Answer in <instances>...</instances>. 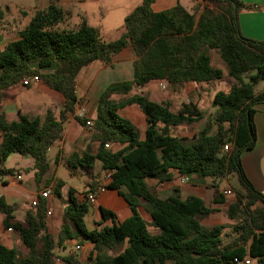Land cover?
<instances>
[{
	"label": "trees",
	"instance_id": "trees-1",
	"mask_svg": "<svg viewBox=\"0 0 264 264\" xmlns=\"http://www.w3.org/2000/svg\"><path fill=\"white\" fill-rule=\"evenodd\" d=\"M57 1L49 0L45 8L35 10L17 38L0 46V93L24 77L37 75L65 99L57 117L50 110L43 119L19 114L17 121L6 122L0 116V178L13 175L3 164L11 153L31 155L38 178L47 171V150L61 139L63 122L73 116L78 102L75 78L79 70L93 61L110 64L130 44L135 52L132 79L110 83L97 100L91 120L96 151L72 154L66 164L73 169L92 167L98 161L102 170H111L107 186L119 191L131 214L117 222L113 212L100 207L102 219H110L111 224L88 229L84 217L89 205L78 201L68 187L62 224L52 235L43 200L25 212L23 221H12L11 206L0 197L3 226L13 230L28 249L22 257L0 242V264H56V249L71 239L87 240L91 251L84 262L72 253L60 256L62 264H234V258L264 264V195L241 166V154L256 143L254 106L264 102V91L254 92V86L264 81V41L241 34L238 11L243 5L238 0H203L202 10L199 5L187 10L177 3L153 11L154 0H142L124 17L122 34L105 41L84 20L66 25V12ZM211 50L217 51L231 84L226 92L216 91L212 97L217 108L211 118L215 131L206 126L192 137H177L172 128L202 118L198 105L183 102L173 111L169 103L156 102L138 90L151 80H164L172 87L187 82L215 85L224 72L211 63ZM116 95L124 98L116 100ZM132 104L146 117L143 139L133 122L119 112ZM75 118L86 125L84 116ZM115 144L120 146L117 150L111 148ZM225 144L230 147L226 152ZM174 172L210 178L211 205L206 207L197 196L181 199L177 192L160 198L145 183L146 178L168 181ZM230 176H235L238 186L231 189L235 199L223 214L235 222L234 236L224 240L226 225H204L200 218L219 211L224 197L218 183ZM63 185L57 180L52 193L59 197ZM140 205L150 216L149 223L140 215ZM124 244L121 251L112 253Z\"/></svg>",
	"mask_w": 264,
	"mask_h": 264
},
{
	"label": "crops",
	"instance_id": "crops-1",
	"mask_svg": "<svg viewBox=\"0 0 264 264\" xmlns=\"http://www.w3.org/2000/svg\"><path fill=\"white\" fill-rule=\"evenodd\" d=\"M86 1H96L98 2V6L101 2L100 0H58L56 4L58 6L61 4L75 5ZM140 1L142 0H121L119 4L111 2L106 8L107 11L118 9H122V11L121 13H117L118 20L110 26V29L118 31L121 25L123 26L124 17L135 6L139 5L141 3ZM238 1L243 5L238 11V22L241 34L246 38L264 41V0ZM177 3L182 5L185 9L190 10L187 8L188 5L194 4L193 6L196 7L201 4V0H154L151 4V8L153 11H162L175 6ZM194 7H191V9ZM80 13L77 12L75 15L77 18L75 25L82 20L87 22L85 12L80 11ZM72 16H74L73 13ZM95 28L100 31L102 38L105 41H112L111 39L107 40L105 38V35L108 32L103 25ZM15 38H17V36ZM115 39L117 38H114V40ZM215 53H217L216 50H211L210 52L211 63L214 66L218 65L216 67L222 69L224 75L222 79L213 86L187 82L183 83L181 86L176 85L175 87H172L163 80L166 87L165 89H160V80H151L138 90V93L146 94L150 99L156 102L169 103L170 108L173 111L177 110L183 102L191 101L198 105L202 113V118L197 122L182 124L172 128V134L177 137H192L196 132L206 126L209 127L211 133L215 131V125L200 107L202 106L204 99L207 97L211 103L210 106L212 110H210L209 113L213 112L215 114L217 108L211 102L214 93L216 91L226 92L231 86L228 80L226 67H223V62L219 57L216 64L213 62L212 54L214 56ZM134 58L135 52L129 44L114 55L110 64L104 65L99 61H93L79 70L75 78V93L78 102L75 105L74 114L73 116H67L65 118L61 139L53 142L48 148V169L41 177L38 178L35 174V160L31 155L11 153L5 159L3 163L4 167L12 169L13 175H7L0 178V197L6 204L11 206L13 216L12 221H23L25 212L28 209H32L29 204L30 201L38 196L42 189L49 188L51 196L48 199L41 200L44 201L46 212H49V214H45L47 229L52 235H56L61 227L62 214L67 205L68 187L74 189V195L78 201H85L89 205L88 213L84 217V222L88 229L111 224L110 219H102L99 211L100 207L113 212L115 215V221L117 222H121L130 216L131 211L129 205L123 196L120 195L117 189L109 188L107 186L108 183L103 177L105 170L101 169L100 162L95 161L92 167L78 166L69 169L66 161L72 154H81L84 152L94 153L96 151L98 142L92 139V129L89 130L85 125L80 124L75 116H84L87 121L91 122L95 117L97 100L103 89L112 82L132 79V62ZM33 85L35 88H32ZM25 89H31L28 95H23ZM165 90H168L169 93L163 94L162 91ZM260 91H264V84H262L258 90H255L254 86L255 93ZM29 96H35V99L27 98ZM122 98H124L122 95L115 96L116 100ZM64 101V96L60 92L51 89L42 81L38 83L30 82L26 86L17 83L1 91L0 116H3V119L6 122L17 121L19 114H24L29 117L38 116L43 119L46 112L50 110L53 115L57 117L60 110L63 109ZM254 109L253 121L256 131V143L252 149L244 151L241 154V166L252 185L264 195V102L256 104ZM119 112L122 116L133 122L137 128L139 139H143L147 122L146 117L141 110L136 105L132 104L125 106ZM203 119H205V123L201 129H198L195 126V123H198ZM138 127H140L141 132H139ZM189 127H192V129H189ZM1 139L2 135L0 133V142ZM119 147V145L115 144L112 145L111 148L117 150ZM62 169H66V173L64 174L68 175L69 179L78 178L77 181L79 184H70L66 182L64 178H61L59 173ZM57 180L62 181L64 184L61 187V194L59 197L52 193V187ZM211 182L210 178H202L197 173L180 175L178 172H174L172 178L168 181H159L155 178L145 179L148 188L160 198L173 196L177 192L181 199L191 195L199 197L202 199L206 207L211 205L214 193V187L211 185ZM100 184L106 185L105 190L101 193H96L92 203L87 202L85 200V195L94 191L95 187ZM235 187L237 186L231 184L229 179L218 183V190L223 194L224 203L219 205V211L213 214L220 218L213 217L210 222L203 221V218H200L202 224L231 225L235 223L233 220H228L223 214L228 203L235 199L234 195H225L223 191L226 188L233 189ZM121 191L126 192V189L122 187ZM138 209L143 219L149 223L150 216L146 213L143 205H140ZM208 216H211V214ZM3 219L4 215L0 212V242L7 248L15 249L18 254L19 252L16 248L18 247L19 249L21 246H24L28 253L27 247L22 243L17 234L13 230L8 231L3 226ZM218 219H220V221H217ZM148 227L153 229L150 225ZM227 228L228 225H226L224 230ZM233 236L234 233L232 231L228 240ZM78 241L81 244H78ZM75 246H78V249H75ZM124 246L125 244L122 245L119 251H121ZM91 247V243L87 240L71 239L66 240L64 248L58 250L64 254H73L76 251L81 250L83 251L82 255L85 256L86 253H89ZM58 261H61V259L59 258ZM252 262L253 261H251L250 264ZM60 263H62V261Z\"/></svg>",
	"mask_w": 264,
	"mask_h": 264
},
{
	"label": "rangeland",
	"instance_id": "rangeland-1",
	"mask_svg": "<svg viewBox=\"0 0 264 264\" xmlns=\"http://www.w3.org/2000/svg\"><path fill=\"white\" fill-rule=\"evenodd\" d=\"M100 5L98 6V2L96 1H86L82 3H77L75 5H60V8L66 12V20L65 23L66 25L69 26H74L77 18H76V13L80 11H84L87 17V22L88 24L92 26H100L103 25L106 28V33L105 38L107 40H114V38H118L120 34L124 31V27L121 25L120 29L117 30H112L110 29V26H112L117 19V13H121L122 9L114 10V11H107L106 8L107 6L111 3L114 2V4H119L121 0H100ZM49 0H0V46L4 45L6 42L14 39L18 34V30L23 27L24 24L28 21V17L34 13L36 9H42L45 8L48 4ZM139 2V1H137ZM141 2V1H140ZM194 5V4H193ZM193 5H188L187 8L191 9V7H194ZM204 2L201 0V4L199 5L201 7V10L203 8ZM129 6V5H127ZM191 6V7H190ZM72 13L74 16H72ZM82 14V13H80ZM102 15V16H101ZM117 31V33H116ZM218 54L215 53L214 56L212 54L213 62L216 64L217 59H218ZM223 65V64H222ZM218 66V65H216ZM223 67H225L223 65ZM264 84V81H259L255 85V90ZM32 88H35L33 85ZM31 89L27 90L25 89L23 91V95H28ZM163 94L169 93L168 90L162 91ZM27 98L35 99V96H29ZM211 103L209 102V99L206 97L203 101L202 106L200 107L202 110H204L205 114L208 115V117L211 119V115H213V112L209 111L211 110ZM212 111V110H211ZM209 113V114H208ZM213 113V114H212ZM208 118V119H209ZM205 123V119L202 121L195 123V126L199 129L203 127V124ZM139 132H141L140 127ZM189 129H192V127ZM66 169H62L59 173V176L61 178H64V180L70 184H79L77 181L78 178H72L69 179L68 175H65ZM229 181L231 184L238 186L237 181L235 176H230ZM224 213V212H223ZM217 217L220 218L219 216H216L215 214H211V216H204L203 221H209L213 218ZM225 217V215H224ZM94 221V220H93ZM217 221H220L218 219ZM228 225V228L223 231V238L224 240H227L229 238V235L231 234L232 230V224H226ZM79 240V239H78ZM78 244H81L79 241L77 242ZM122 247V246H121ZM115 249L112 251L113 254L117 253L120 248ZM21 254L20 256L24 257L27 254V250L25 249L24 246H21V248L18 249L16 248ZM91 251V250H90ZM89 251V252H90ZM56 255L58 257L66 255L60 250L56 249ZM83 251L78 250L75 253H73V256L78 260V261H85L89 255V253H86L85 256L82 255ZM88 254V255H87ZM59 259V258H58ZM61 261H57L56 259V264H62L60 263ZM251 264H254L253 262Z\"/></svg>",
	"mask_w": 264,
	"mask_h": 264
},
{
	"label": "built area",
	"instance_id": "built-area-1",
	"mask_svg": "<svg viewBox=\"0 0 264 264\" xmlns=\"http://www.w3.org/2000/svg\"><path fill=\"white\" fill-rule=\"evenodd\" d=\"M30 82L38 83V82H40V78H39L37 75H35V76H32V77H24V78L20 81V83H21L23 86L28 85ZM165 87H166V85H165V83L163 82V80H160V81H159V88H160V89H165ZM85 126H86L89 130L92 129V123L89 122V121L86 122V125H85ZM105 146L107 147V145H105ZM229 148H230V147H229V144H225V145H223L222 150H223L224 152H226V151L229 150ZM111 173H112L111 170H105V172H104L103 177H104V180H105L107 183L111 180ZM184 179H185V178H184ZM105 188H106V185H104V184L97 185V186L95 187V190H94V191L89 192V193H87V194L85 195V200H86L87 202H89V203H92V202L94 201L95 194H96V193H101V192H103V191L105 190ZM223 193H224L225 195H232V191H231V189H229V188L224 189ZM50 196H51V191H50L49 188L42 189V190L40 191L39 195L36 196V197H34V198L30 201V203H29V204H30V207H35V206H37L38 203H39V199H48ZM46 213L49 214L48 211H47ZM7 230L10 231L11 229L9 228V229H7ZM75 249H78V246H75ZM57 261H58V259H57ZM233 262H234V264H250L251 260H250L249 258H246V259H238V258H234V259H233Z\"/></svg>",
	"mask_w": 264,
	"mask_h": 264
}]
</instances>
